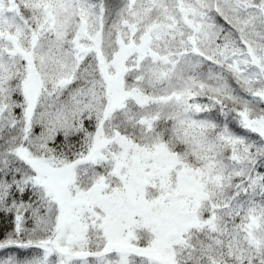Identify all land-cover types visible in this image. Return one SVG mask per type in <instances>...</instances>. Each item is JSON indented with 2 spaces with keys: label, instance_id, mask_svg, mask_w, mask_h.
I'll return each instance as SVG.
<instances>
[{
  "label": "snow or ice",
  "instance_id": "6c2138e0",
  "mask_svg": "<svg viewBox=\"0 0 264 264\" xmlns=\"http://www.w3.org/2000/svg\"><path fill=\"white\" fill-rule=\"evenodd\" d=\"M0 264H264V0H0Z\"/></svg>",
  "mask_w": 264,
  "mask_h": 264
}]
</instances>
